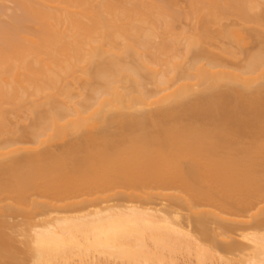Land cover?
Returning a JSON list of instances; mask_svg holds the SVG:
<instances>
[{
  "label": "bare ground",
  "instance_id": "obj_1",
  "mask_svg": "<svg viewBox=\"0 0 264 264\" xmlns=\"http://www.w3.org/2000/svg\"><path fill=\"white\" fill-rule=\"evenodd\" d=\"M184 2L0 0V264H264V0Z\"/></svg>",
  "mask_w": 264,
  "mask_h": 264
},
{
  "label": "rangeland",
  "instance_id": "obj_2",
  "mask_svg": "<svg viewBox=\"0 0 264 264\" xmlns=\"http://www.w3.org/2000/svg\"><path fill=\"white\" fill-rule=\"evenodd\" d=\"M178 3H179V5L181 6H184L185 5V2H184V0H178ZM5 5H4V8H5V12H4V14H3V16H4V18L2 17V19L3 20H8L9 19V17H8V15H10V17H11V15L15 12V6H14V3L12 2V1H6L5 3H4ZM184 4V5H183ZM14 6V7H13ZM6 14V15H5ZM254 40V39H253ZM256 40V39H255ZM254 40V41H255ZM253 42V41H252ZM256 42V41H255ZM258 43V42H257ZM251 45H252V43H251ZM254 45V44H253ZM256 45V44H255ZM254 45V46H255Z\"/></svg>",
  "mask_w": 264,
  "mask_h": 264
}]
</instances>
